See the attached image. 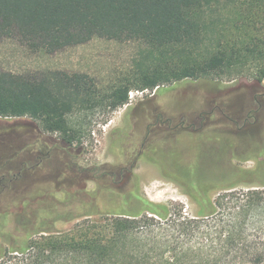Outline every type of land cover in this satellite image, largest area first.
<instances>
[{
  "label": "trees",
  "instance_id": "trees-1",
  "mask_svg": "<svg viewBox=\"0 0 264 264\" xmlns=\"http://www.w3.org/2000/svg\"><path fill=\"white\" fill-rule=\"evenodd\" d=\"M95 37L139 40L147 49L140 51L130 72L106 85L83 72L0 69V118L28 117L41 128L37 162L30 171L55 153L63 173H85L77 163L81 128L71 118L98 107L116 110L128 102L131 90L248 70L259 86L244 117L242 106L231 108L230 116L225 105L212 108L226 129L221 132L224 141L234 145L245 139L236 133L249 116L264 112V0H0V40L15 38L31 51L52 54ZM222 144L215 154L201 152L211 162L196 161L197 149L191 146L190 151L171 149L179 160L165 168V175L194 200V216L188 218L179 202L149 200L134 188L137 180L126 189L116 187L118 191L105 186V209L94 199H78L83 208L77 210L76 200L66 198L14 215L11 227L0 231L7 241L0 244V264L17 256L24 264H149L152 257L163 264H187L185 251L176 246L184 234L196 233L198 219L229 210L230 223L241 224L264 200L258 189L264 187V162L258 164L260 172L239 168L227 161ZM253 150L263 154L256 145ZM251 178L257 189L235 192ZM203 184L224 192L212 199ZM74 219L79 222L68 229L55 228L56 221ZM224 231L216 264L242 245V230ZM199 264H210L209 258Z\"/></svg>",
  "mask_w": 264,
  "mask_h": 264
},
{
  "label": "rangeland",
  "instance_id": "rangeland-1",
  "mask_svg": "<svg viewBox=\"0 0 264 264\" xmlns=\"http://www.w3.org/2000/svg\"><path fill=\"white\" fill-rule=\"evenodd\" d=\"M144 49L147 45L139 40L95 37L84 44L47 54L31 51L15 38H6L0 40V69L18 73L41 69L83 72L106 85L130 72ZM261 84L264 86V82ZM258 86L250 71H232L205 79H184L153 90H131L128 102L116 110L98 107L75 114L71 123L78 125L82 132L77 163L86 169L85 173H63L61 159L55 153L49 161L30 171L29 167L37 162L39 150L38 122L28 117L0 118V231L8 230L14 215L22 210H35L54 200L57 203L66 198L76 200L74 206L82 210L78 199L85 202L94 199L99 208L105 209V202L101 201L105 186L126 189L135 180L134 188L149 200L179 202L188 218L194 216L197 211L194 200L165 175V168L171 169L179 160L178 154L170 155L171 149L182 147L190 151L192 147L197 149L196 161L211 162L201 152L210 150L215 154L225 143L228 162L242 169L256 170L259 162H264V112L247 118L241 132H234L245 139L233 145L224 141L221 132L226 129L212 108L225 105L223 108L230 116L231 108L242 106L244 117L252 107ZM49 136L56 137V134ZM254 145L263 150L262 155L254 153ZM261 180L264 181V176ZM254 184L256 180L252 178L242 181L235 192L257 189L251 186ZM203 186H208L212 199L224 192L210 184ZM258 189L264 197V187ZM261 205L241 224L230 223L229 210H221L209 219H198L196 233L184 234L176 249L185 251L187 264H199L206 257L210 264H216L213 260L227 233L221 234L224 228L234 234L242 230V245L218 264H264V200ZM57 208L62 209L58 204ZM77 222V219L56 221L55 228L68 229ZM6 242L0 235V244ZM159 260L152 257L149 264H163ZM5 264L24 263L17 256L7 258Z\"/></svg>",
  "mask_w": 264,
  "mask_h": 264
}]
</instances>
